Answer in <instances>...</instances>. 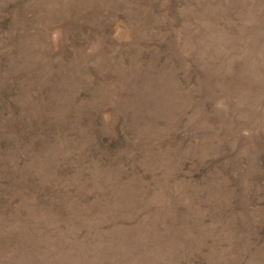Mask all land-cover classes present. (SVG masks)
<instances>
[{"label": "rangeland", "instance_id": "rangeland-1", "mask_svg": "<svg viewBox=\"0 0 264 264\" xmlns=\"http://www.w3.org/2000/svg\"><path fill=\"white\" fill-rule=\"evenodd\" d=\"M0 264H264V0H0Z\"/></svg>", "mask_w": 264, "mask_h": 264}]
</instances>
